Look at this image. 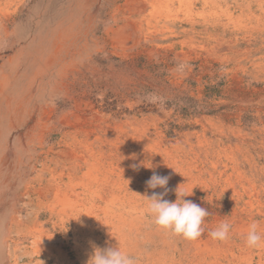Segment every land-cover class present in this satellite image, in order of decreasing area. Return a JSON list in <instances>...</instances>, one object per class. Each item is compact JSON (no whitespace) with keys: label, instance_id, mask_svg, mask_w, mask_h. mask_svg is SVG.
I'll use <instances>...</instances> for the list:
<instances>
[{"label":"rangeland","instance_id":"obj_1","mask_svg":"<svg viewBox=\"0 0 264 264\" xmlns=\"http://www.w3.org/2000/svg\"><path fill=\"white\" fill-rule=\"evenodd\" d=\"M136 1L0 0V264L37 263L36 256L29 261L23 255L29 240L21 238L30 214L23 216L44 210L34 191L47 177L37 154L55 148L63 117L73 121L83 114L91 122L134 123L148 128L150 138L156 139L158 131L168 143L190 139L208 152V163L216 167L213 198L226 205L231 198L230 190L223 191L227 156L236 150L264 170V26L241 29L231 50L234 34L228 27V47L207 51L201 45L208 44L212 26L192 29L181 21L183 12L167 27L148 25L154 5L140 13ZM28 196L33 205L27 208ZM250 201L256 207L255 198ZM11 205L23 217L13 232L7 231ZM51 224L49 219L45 227ZM235 247L229 261L218 257V262L258 264L245 262L246 247L239 240Z\"/></svg>","mask_w":264,"mask_h":264},{"label":"bare ground","instance_id":"obj_2","mask_svg":"<svg viewBox=\"0 0 264 264\" xmlns=\"http://www.w3.org/2000/svg\"><path fill=\"white\" fill-rule=\"evenodd\" d=\"M137 4L140 13L150 4L154 5L150 11L151 17L146 19L148 25L167 27L180 19L179 13L183 12L185 17L181 21L192 29L200 24L212 26L206 37L208 44L201 45L207 51H216L228 45L224 37L228 27L229 35L234 34L227 46L231 50L239 40L237 34L241 29L261 31L259 26H264V0H138ZM150 20L154 23H149ZM207 22L210 24H205ZM219 30L222 32H217ZM251 38L246 33L245 43L250 45ZM80 115L75 114L73 121L63 117L57 132L61 136L55 148L49 147L50 150L37 154L41 156V166L48 179L45 183L47 177L43 176L40 187L33 189L37 194L36 203L44 209L41 210L43 212L31 210L23 216L26 218L30 214L24 221L27 235L21 236L24 241L29 240V246L23 252L26 259L32 261L36 256V264H86L93 245L101 248L116 246L117 241L109 235L111 228L122 250L136 258L137 264H221L217 258L229 261V255H233L236 248V240L246 247L242 251L245 262L251 263L256 259L258 264H264V245L253 251L244 242V234L253 222L257 223V230L264 233V170H257L245 154L238 156L235 150L227 156L229 164L224 167L229 165V178L223 191L230 190L231 198L226 205L213 198L217 182L214 176L216 167L210 165V161L208 163V152L201 150L190 139L168 143L158 131L157 138L153 139L148 137V128H138L134 123H110L105 122L104 118L102 122H91L87 116ZM141 162L152 167H145ZM133 165H139L138 170ZM225 170L217 172L218 176L221 177ZM153 172L169 176V191L164 199L175 201L174 190L179 186L186 192L192 191L190 196L185 197L186 200L201 207L206 204L209 215L204 218V232L200 238L189 241L174 236L158 228L146 214L145 200L141 195L164 191L159 187L147 188L146 181ZM48 193L51 197L47 203L39 202ZM251 196L257 202L256 207L250 201ZM246 197L249 200L245 201ZM32 199L28 196L24 206L32 207ZM10 209L14 214L10 215L7 231L12 228L18 231L23 217H20V210L14 205ZM42 215H47L52 221L51 229L45 227L49 219L39 220ZM78 216V219H74ZM221 221H228L232 226L226 242L215 241L209 236V232ZM56 234L61 237L58 238ZM233 260L236 259L233 257Z\"/></svg>","mask_w":264,"mask_h":264},{"label":"clouds","instance_id":"obj_3","mask_svg":"<svg viewBox=\"0 0 264 264\" xmlns=\"http://www.w3.org/2000/svg\"><path fill=\"white\" fill-rule=\"evenodd\" d=\"M141 163L145 167H152L146 166L143 162ZM133 168L138 170L139 165H133ZM168 180L169 176H161L153 172L150 179L146 181L147 188L156 189L159 187L164 189V191L152 192L151 195L140 194L145 200V212L152 218V222L158 228L174 236L195 241L204 232L202 225L204 218L209 215V212L207 208L201 207L191 200H186L185 197L190 196L192 191L186 192L181 190L179 186L174 190L176 193L175 201L164 199L169 191L167 188ZM79 216L74 219H78ZM103 224L106 225L105 223ZM231 227L228 221H221L209 232V236L215 241L226 242L229 239ZM257 229V223L253 222L244 234V242L248 248H258L261 242L264 241V233L259 232ZM109 235L117 241L116 246L101 248L93 245L86 264H137L136 258L122 250L120 242L113 235L111 228L109 229Z\"/></svg>","mask_w":264,"mask_h":264}]
</instances>
